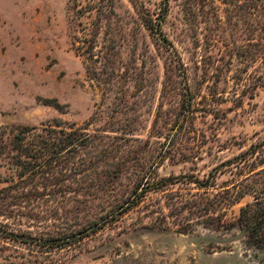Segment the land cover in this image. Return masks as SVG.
<instances>
[{"label": "rangeland", "instance_id": "1", "mask_svg": "<svg viewBox=\"0 0 264 264\" xmlns=\"http://www.w3.org/2000/svg\"><path fill=\"white\" fill-rule=\"evenodd\" d=\"M140 2L153 9L159 0L119 3L120 24L133 35L120 42L126 80L114 83L86 61L84 36L78 33L82 25L72 18L75 0H0V132L55 117L76 126L91 120L118 131L111 132L118 134L112 142L123 148L119 156L126 167L104 198L127 196L150 170L160 177L179 176L176 184L151 193L139 207L81 242L41 247L3 241L0 264H264V251L248 246L239 230L222 225L224 219L236 218L239 207L252 197L229 206L230 196L218 195L219 189L206 192L187 182L191 176H206L264 137V86L239 103L232 83L223 95L213 96L210 84L196 80L194 105L180 121L184 83L168 48L135 22L134 4ZM215 5L223 15L229 7L222 0ZM182 8V0H173L164 28L194 69L190 58L197 50L195 38H203L215 25L205 19L193 35ZM243 21L234 31L247 27ZM251 33L252 44L264 42L260 30ZM257 48L252 46L255 53ZM197 51L202 53V47ZM253 64L264 66V53H256ZM8 174L0 166V188ZM220 176L218 184L232 177L229 172ZM65 184L66 193L44 196L46 206L56 207L64 195H74L71 179ZM77 216H50L49 230H57L58 223L73 228ZM48 222L26 228L47 231L43 228Z\"/></svg>", "mask_w": 264, "mask_h": 264}, {"label": "trees", "instance_id": "2", "mask_svg": "<svg viewBox=\"0 0 264 264\" xmlns=\"http://www.w3.org/2000/svg\"><path fill=\"white\" fill-rule=\"evenodd\" d=\"M120 1L75 0L72 16L74 22L82 25L78 33L84 36L87 63L100 69L103 75L107 74L114 83L126 80L128 71L122 70L120 42L133 35L120 24ZM182 1L185 21L192 25L189 29L193 30V35H198L197 30L205 19L211 18L209 22L215 25L203 38H195L196 49L202 47V53L196 50L191 56L194 69L186 65L164 28L173 0H159L153 9L144 7L143 2L134 4L138 10L134 18L168 48L174 58L185 88L182 118L179 116L183 122L194 105L196 94L192 86L196 80L210 84L213 96L223 95L232 83L239 103L247 95L254 97L257 88L264 86V66L253 64L256 53H264V42H251V32L256 30L261 31L260 38L264 39V0H222L229 6L224 8V15L215 5L216 0ZM85 17H90V21ZM243 19L247 27L234 31V26ZM252 46L258 47L256 53ZM94 125L88 120L76 126L55 117L39 124H14L9 132L8 128L2 129L0 166H5L9 174L5 178L6 185L0 188V249L4 247L3 241L41 247L81 242L139 207L151 193L178 182L179 176L160 177L157 171L150 170L137 179L127 196L104 198L103 193L109 185L118 183L126 166L119 156L123 148L112 142L118 137L111 133L116 130ZM227 172L232 177L218 184L220 175ZM68 179H71L70 189L74 195L71 198L64 195L56 207L46 206L44 196L58 191L66 193ZM187 182L206 192L219 189L218 195L230 196L229 206L251 196V201L239 207L236 218L224 219L222 225L229 231L239 230L248 246L264 251V137L212 168L206 176H191ZM70 201L73 204L68 205ZM60 212L78 215L73 228L58 223L57 230H49L48 218ZM45 222L48 224L43 229L47 231L26 228Z\"/></svg>", "mask_w": 264, "mask_h": 264}]
</instances>
